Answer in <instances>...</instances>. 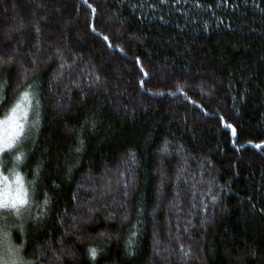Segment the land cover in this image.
I'll return each mask as SVG.
<instances>
[{
    "label": "trees",
    "instance_id": "obj_1",
    "mask_svg": "<svg viewBox=\"0 0 264 264\" xmlns=\"http://www.w3.org/2000/svg\"><path fill=\"white\" fill-rule=\"evenodd\" d=\"M25 91L26 264H264V0H0Z\"/></svg>",
    "mask_w": 264,
    "mask_h": 264
},
{
    "label": "snow or ice",
    "instance_id": "obj_2",
    "mask_svg": "<svg viewBox=\"0 0 264 264\" xmlns=\"http://www.w3.org/2000/svg\"><path fill=\"white\" fill-rule=\"evenodd\" d=\"M105 39H107V37H105ZM0 103H3V102H0ZM22 103L31 107V101L29 98L28 91L23 92L21 96L19 97V102H17L15 107L11 110L12 116L8 120L0 121V125H4V127L0 129V133H2V135H0V151H4L6 149H12L14 139L16 137H19L21 132L23 131L24 125L16 123V112L17 111L24 112V114L27 115L25 108L21 107ZM38 106H39V101H37V107ZM36 124L37 125L39 124L38 119L36 121ZM229 127L231 126L229 125ZM256 147L259 148L260 145H257ZM77 151H79V149H77ZM16 159L19 161L21 159V156H17ZM7 181H8V177L0 174V184L4 185L3 189L0 190V208H9V207L17 208L18 206L24 205L27 201L25 199L26 193L23 191V185L21 183L22 178L19 176V174H16L14 183L16 185H19V187H15V188H13L11 184H8ZM0 219L6 220L7 215L0 217ZM18 251L19 250L17 249L16 250L17 254H18ZM90 252H91L92 258L95 259L96 250L91 249ZM9 255H12V254L9 253ZM5 264H8V261H5ZM11 264H16V261L12 260ZM29 264H31V262H29Z\"/></svg>",
    "mask_w": 264,
    "mask_h": 264
},
{
    "label": "rangeland",
    "instance_id": "obj_3",
    "mask_svg": "<svg viewBox=\"0 0 264 264\" xmlns=\"http://www.w3.org/2000/svg\"><path fill=\"white\" fill-rule=\"evenodd\" d=\"M17 102H19V100ZM21 107L27 109L26 104L22 103ZM11 110L8 112V114L4 118L0 119V121L8 120L11 117L12 116ZM25 122H26V115L24 114V112L17 111L16 112V123L23 124L25 127ZM3 127H4V125H0V129H2ZM0 135H2V133H0ZM19 137H16L14 139L13 147H14L16 141L19 139ZM6 150H8V149H6ZM6 150H4V151H6ZM4 151H0V158H1V155ZM0 174L5 176L1 172V170H0ZM14 181H15V177H13V178L8 177L7 183L11 184L13 186V188L19 187V185H16L14 183ZM21 183H22V181H21ZM22 185H23V183H22ZM3 187H4V185L0 184V190H2ZM23 191H24V187H23ZM24 206H25V204L22 206H18L17 208H11V207L0 208V217L7 215L6 220L0 219V264H5V261H8V264H11L12 260H15L16 264H26L21 259L19 254H17L15 247L13 245V242H12L13 234L18 232L21 229V216H22L21 213L24 210ZM9 253H11L12 255H9Z\"/></svg>",
    "mask_w": 264,
    "mask_h": 264
}]
</instances>
